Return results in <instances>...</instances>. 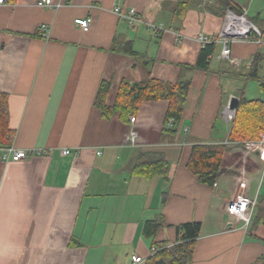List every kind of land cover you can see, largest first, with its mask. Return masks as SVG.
<instances>
[{
    "label": "crops",
    "instance_id": "obj_1",
    "mask_svg": "<svg viewBox=\"0 0 264 264\" xmlns=\"http://www.w3.org/2000/svg\"><path fill=\"white\" fill-rule=\"evenodd\" d=\"M36 1L0 4V92L8 95L11 145L45 151L18 161L0 156V264H132L131 256L150 255L153 241L173 244L176 226L191 221L200 231L188 264H264V164L245 144L226 141L234 117L224 116L247 81L239 73L256 53L264 60V43H232L237 66L219 58L216 44L209 70L185 72L184 112L175 135H164L166 100L141 103L132 124L117 113L105 118L95 104L100 83H110L112 104L122 80L177 81L180 65L197 61L198 35H217L224 16L192 5L179 21L164 6L177 0H63L58 9ZM234 2L264 30V0ZM115 5L134 7L142 21L129 28ZM86 17L83 31L74 20ZM148 24L163 30L156 35ZM126 41L134 55L121 51ZM130 127L135 147L126 141ZM196 142L227 146L215 186L185 166ZM149 149L163 152L166 177L131 174L138 152ZM241 195L259 202L246 230L226 212ZM160 216L166 224L144 236L145 222Z\"/></svg>",
    "mask_w": 264,
    "mask_h": 264
},
{
    "label": "trees",
    "instance_id": "obj_2",
    "mask_svg": "<svg viewBox=\"0 0 264 264\" xmlns=\"http://www.w3.org/2000/svg\"><path fill=\"white\" fill-rule=\"evenodd\" d=\"M201 2L202 0L167 1L164 6H167L172 16L179 21L183 20L186 12L192 5H201L210 13L221 17L224 16L228 8L236 12L241 11V8L234 0H213L210 5L204 6ZM261 21L264 23V19ZM255 24L262 37H264V30L257 23ZM215 45V43L203 44L194 65L181 64L179 77L175 82L160 80L149 76L144 80L133 83L122 80L117 88L112 104H107L106 102L110 83L102 81L95 100L97 109L105 118L117 113L123 121L127 119L129 121V117L136 114L141 103L161 99L166 100L168 107L161 133L170 136L175 135L176 125L184 112V105L191 85L190 80L184 78V74L194 69L209 70L210 57L215 51ZM120 49L131 55L135 53L131 41L124 42ZM262 60L263 56L256 53L251 60L247 72L244 74L239 73V75L244 77L245 80L252 79L257 81L260 90L264 92V76L258 75ZM237 98L238 104L235 110V116L231 121L226 141L240 144L255 141L258 139L259 134L264 132V100L260 98L248 99L244 96L243 91L239 92ZM171 119L173 120V125L168 128L166 124ZM8 121V95L0 92V147L11 145L14 138V130L10 128ZM226 149L227 146L224 142L193 143L190 146L185 166L200 182L211 186L221 171ZM168 171L169 164L163 152L155 149L138 152L131 168V174L141 178H153L155 176L166 177ZM258 207L259 202L257 201L255 216L258 212ZM253 221L252 219L251 223ZM165 224L162 216L147 220L143 230L144 236L153 237L156 231ZM199 231V222L191 221L179 224L176 226L177 236L175 242L170 244L167 241H153L152 246L157 247L158 250L154 254L149 255L145 259L144 264H156L158 260H162V264H188Z\"/></svg>",
    "mask_w": 264,
    "mask_h": 264
},
{
    "label": "built area",
    "instance_id": "obj_3",
    "mask_svg": "<svg viewBox=\"0 0 264 264\" xmlns=\"http://www.w3.org/2000/svg\"><path fill=\"white\" fill-rule=\"evenodd\" d=\"M5 0H0V4L4 3ZM65 2L63 0L53 1V0H37L36 5L39 7H45L49 9H58L64 6ZM113 12L118 16L120 21H123L127 24L129 28H134L139 22H141V17L138 15L137 10L134 7H129L124 9L121 5H115L113 7ZM91 22L90 17L86 18H77L74 20V23L78 25L83 31H87L89 29V25ZM150 29L154 34L158 35L161 30H163L162 26L148 24ZM46 26L41 25L39 27L40 32L44 35L46 33ZM253 35V37H252ZM197 40L203 45L206 43H215L220 44L219 50V58L222 60H226L233 66L239 65V61L232 57L231 55V45L235 41H248L251 40L256 44L264 43L263 37L256 26V24L248 18L246 15L245 9H241L240 12H236L233 9L228 8L224 15V22L221 28V31L217 35L207 36L205 34H199ZM235 115V110L226 108L224 111V116L227 119H232ZM135 121L134 116L129 117V122L132 124ZM173 120L171 119L166 126L172 127ZM138 133L133 128L130 127L127 132L126 141L129 146L135 147L138 144ZM247 149L251 152H256L259 154L263 164H264V132H261L258 136V139L255 141H250L244 143ZM166 145H180L176 141L168 143ZM1 159L4 161H18L26 158L31 154H43L45 151L41 148H31V149H23V148H15L12 145L2 147L0 149ZM69 149H62L61 154L67 155L70 154ZM216 183H213L215 186ZM257 197H250L248 195L238 196L226 204V212L232 217L235 221L241 224V228L246 230L249 228L251 220L254 216L256 205H257ZM158 250L157 247L152 246L150 248V255L154 254ZM132 264H141L144 263V259L133 255L131 256Z\"/></svg>",
    "mask_w": 264,
    "mask_h": 264
},
{
    "label": "rangeland",
    "instance_id": "obj_4",
    "mask_svg": "<svg viewBox=\"0 0 264 264\" xmlns=\"http://www.w3.org/2000/svg\"><path fill=\"white\" fill-rule=\"evenodd\" d=\"M213 2V0H202L201 4L204 5H210ZM264 40V37H263ZM220 48V44L218 45ZM259 76H264V60H262L259 70H258ZM243 91V94L248 99H257L260 98L264 100V92L260 90L259 84L255 80H247L241 82V85L235 89L234 97H237L239 95V92ZM264 171H262L263 173ZM263 181L262 185L264 186V174H262L261 182ZM262 186V188H263Z\"/></svg>",
    "mask_w": 264,
    "mask_h": 264
},
{
    "label": "water",
    "instance_id": "obj_5",
    "mask_svg": "<svg viewBox=\"0 0 264 264\" xmlns=\"http://www.w3.org/2000/svg\"><path fill=\"white\" fill-rule=\"evenodd\" d=\"M237 104H238V98L232 96V97L229 99V102H228V104H227V108H228V109H232V110H236V108H237ZM162 263H163L162 260H158V261L156 262V264H162Z\"/></svg>",
    "mask_w": 264,
    "mask_h": 264
}]
</instances>
